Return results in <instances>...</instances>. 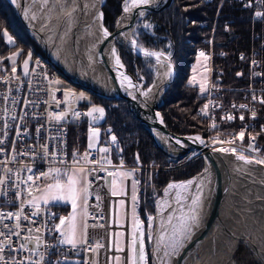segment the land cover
<instances>
[{"label":"built area","instance_id":"2783aa9c","mask_svg":"<svg viewBox=\"0 0 264 264\" xmlns=\"http://www.w3.org/2000/svg\"><path fill=\"white\" fill-rule=\"evenodd\" d=\"M230 2L233 6L246 10V18L249 21V40H247L246 47L238 53L239 62L236 65L234 64L230 70L231 75L239 79V81L238 84L228 83L229 81L226 80L229 75L225 68L215 63L216 55H224L222 49L216 50L214 46L218 10L212 23L211 35L203 37L197 49L198 53L204 52L209 58L210 68V79L205 90L204 105L199 107L197 112L207 118L210 127L214 130L212 135L215 140L234 137L240 144H246L248 149H250V144L255 146V150L250 149L249 154H240L257 158L254 153H261L264 158V142L261 141V136L264 135V102H262L264 101V15L256 16V12L264 13V3H260V0H230ZM201 24H209L208 19H203ZM152 25L154 26V23ZM146 30L155 33L153 28ZM165 51L173 52L172 40L169 41L168 50ZM59 76L58 71L43 57L36 59L31 71L27 74L8 71L0 52V94H2L0 95V128H3L5 123L12 125L11 128L4 129L8 133L6 137L0 135V139L5 140V144L0 145V147L4 148V152L0 153V161H10L6 164H0V178L9 175L6 173V168L13 169L10 174L11 179L8 181V194L0 197V211L17 212L19 210L20 200L15 197V189L13 187L17 180L16 173L19 170L20 178L22 179L26 178L28 174H32L27 172L24 165H30L36 174L45 171L50 166L64 168V165L59 163L50 165L47 160H42L39 156H17L16 160L13 161L12 156L15 153L29 151L33 148L39 153V146L46 144L50 152H57V161L64 160L68 168L81 166L85 169H99L100 165L88 163L87 161L99 160L101 157L107 156L111 160V164H105L106 170H97L86 176V179L91 181V187L87 196L84 225L87 224V246L95 249V251H84L82 249L76 251L71 249L69 245H62L49 258L53 261V264L57 260H62L64 255L67 256L69 262L79 261L80 264H85V262L87 264H114L117 252L116 221L118 208L116 206L117 198L112 195L111 186L107 183L108 169H134L140 168L142 165L129 163L125 159L126 143L115 133L110 124L103 126L101 143L97 148L89 149L86 146L82 151L76 153L78 158L83 157L86 152L90 153L87 160L79 159L78 164H73V154L69 151L70 126L81 122L91 124L101 118L99 113H93V116L97 117L96 120H93V117L85 116L84 113L90 111V106L81 105L77 95L58 82ZM229 92L232 94L229 95ZM4 97H8V99L5 100ZM13 99L16 101L15 104L12 103ZM25 101H30L31 103L26 104ZM57 101L60 103L58 104ZM205 105L208 107L205 108ZM241 105L246 107L241 108ZM5 108L8 110L7 112L3 111ZM61 112H67V116L57 121L55 116ZM74 112H80L81 115L74 118ZM24 113H27V116L22 120L19 117L23 116ZM253 113H255V116H253ZM13 115L17 117L15 121L11 119ZM229 116L232 119H228ZM241 116H243V119L240 118ZM213 124H215V127H212ZM17 126H19L22 133L19 137L16 134ZM37 128L40 129L39 133L36 131ZM109 129H111L110 132L108 131ZM241 132L244 133L243 140H241L239 135ZM112 135L117 138L115 144L111 142ZM213 146L217 149H229V152H232L230 150L233 147L230 145L225 147ZM102 147L110 148V152H99ZM13 148H15V153ZM194 150L181 156L185 159L180 161L179 164L197 156V151ZM199 152L205 157V162L209 166L211 162L207 155L201 151ZM121 160H123V166L120 164ZM43 182V178L36 181L40 187ZM20 187L27 189V185L24 184H21ZM36 192V188L33 187L32 193ZM149 196L152 197L153 193H149ZM22 198L27 200L26 191L22 193ZM39 203L41 208L40 216L32 217L35 223L31 225L28 221H21V223L25 227H31L33 235H35V229L39 227L41 229L40 234L46 239V242L55 245L56 237L59 236V233H49L43 227V222L47 220L49 215L55 213L56 217H54L53 221L48 222V227H52L53 223H58L59 219L57 217L63 216L64 213L60 207H57L52 202H49L48 205H45L43 201ZM49 208L50 212L45 211V209ZM127 208L129 209V200ZM33 211L35 209L25 203L24 214H30ZM126 215L129 220L130 209L129 211L126 210ZM4 223L14 226L16 221L13 219L4 221ZM0 230H4L2 226H0ZM27 235L28 232L22 229L19 239L12 236L8 239L0 237V240H3L4 244L13 242V247L18 248ZM97 243L101 245L98 248ZM34 245L35 241L32 240L28 246L33 247ZM129 246L130 243L127 236L123 243V251H121L124 257V264H126ZM10 253L16 258H23L29 254L23 251L15 253L9 249L5 251L4 256L8 257Z\"/></svg>","mask_w":264,"mask_h":264},{"label":"trees","instance_id":"16d2710c","mask_svg":"<svg viewBox=\"0 0 264 264\" xmlns=\"http://www.w3.org/2000/svg\"><path fill=\"white\" fill-rule=\"evenodd\" d=\"M121 1L106 0L102 7L104 22L112 32H114V21L121 12ZM217 12L214 46L216 50L222 49L224 55H216L215 63L225 68L229 75L226 80L229 81L228 83L238 84L239 79L232 76L230 70L239 62L238 53L246 47L249 40V21L246 18V10L233 6L230 0H172L169 3L159 4L148 13L152 23L155 24L153 28L155 33L145 29L138 31L139 39L154 48L168 50L169 41L173 42L174 75L163 93V103L159 109L167 126L179 134L197 132L207 136L209 131L207 118L197 112V109L204 105L205 92L200 90L199 85L190 81V74L201 39L211 35L212 23ZM203 19H208L209 24L202 25ZM5 32L7 36L4 35ZM8 37H11V42ZM0 52L8 71H12L8 55L13 52H18L19 66L26 57L31 58L30 61L38 57H46L43 47L29 33L10 0H0ZM131 53L129 50L121 52L129 73L136 76L140 71L148 85L153 77L152 64L149 62L151 66H146L140 56L135 57ZM19 66L17 72L21 71ZM62 84L68 87L65 83ZM88 94L87 99H80V104L104 106L105 118L99 124L102 127L107 124L112 125L115 133L126 143L125 159L135 164L138 163L136 157L139 156L142 165L139 168L141 191H145L146 188L148 191L149 189L160 191L171 178L189 177L203 167L201 156L178 167H167L172 163L171 160H181L182 157H172L154 143L126 99L100 96L92 92ZM231 94L229 92V95ZM89 125L88 122H81L70 126L71 154L80 152L87 146ZM261 141L264 142V135L261 136ZM146 197L148 198L147 194ZM55 205L62 208L65 213L70 208L68 203H55ZM140 209L142 210V205Z\"/></svg>","mask_w":264,"mask_h":264},{"label":"bare ground","instance_id":"6f19581e","mask_svg":"<svg viewBox=\"0 0 264 264\" xmlns=\"http://www.w3.org/2000/svg\"><path fill=\"white\" fill-rule=\"evenodd\" d=\"M101 2L52 0L44 13L35 17L32 12L41 5V0L18 1L23 16L30 22L32 34L41 46L45 44L52 61L68 71L70 76L102 91L114 92L120 88L134 91L137 83L132 74L127 75L123 67L116 64V56H119L117 43L112 44L110 35L105 37L103 34V30L109 28L105 22L106 28L103 27L102 20L98 18L103 13ZM128 5L130 11L122 17L127 31L119 29L117 41L120 43L123 42V33L134 36V11L145 6L132 7L131 0H128ZM113 49L116 50L115 55ZM156 68V81L159 84L164 78L165 69L160 61ZM125 76L129 79L125 80ZM219 155L230 182L228 193L233 220L238 221L233 232L250 243L253 253L264 264V165L245 163L237 159L240 154L229 151L219 150ZM214 176L213 166L209 163L200 176L198 185L201 187H197L195 193L202 192V206L196 210L199 224L192 225L180 253L173 255L176 264H225L218 240L221 222ZM126 210L129 211L128 208Z\"/></svg>","mask_w":264,"mask_h":264},{"label":"snow or ice","instance_id":"6c2138e0","mask_svg":"<svg viewBox=\"0 0 264 264\" xmlns=\"http://www.w3.org/2000/svg\"><path fill=\"white\" fill-rule=\"evenodd\" d=\"M13 2H16V0H13ZM151 2V0H131V6L132 7H137L139 5H148ZM45 3H47V0H45ZM260 3H264V0H260ZM124 12H129L130 8L128 5V0H124ZM140 16H143V12L138 13ZM264 13L261 12H256V16H262ZM103 13L99 14L100 19H102ZM34 18V17H33ZM145 29H149L152 27L151 24L145 23L143 25ZM103 34L105 37L109 35L107 29L103 30ZM5 36H7V32L4 33ZM9 42H11V37H8ZM137 43L136 40H132V44L135 46ZM113 55H115L116 50L113 49ZM140 51L143 52V54L146 57H155L157 61L160 60V58L164 55L161 52H153L149 51L147 49L141 48ZM200 56H205L204 52L200 53ZM243 58V57H242ZM116 64L119 65L120 67H123V65L120 62L119 56H116ZM24 68H25V74H27V68H28V61L25 60L24 62ZM13 72L16 71L15 68L12 69ZM239 75V74H238ZM125 80H128L129 78L127 76L124 77ZM203 91V89H202ZM2 95V94H0ZM5 100L8 99V97H4ZM255 99V97H253ZM264 102V101H262ZM13 104L16 103V101L13 99L12 101ZM26 104L31 103L30 101H25ZM59 104L60 102L57 101ZM208 106L205 105V108ZM241 108L246 107L245 105H241ZM4 112H7L8 110L5 108L3 109ZM203 111V110H202ZM93 113H99V117L103 118L105 110L102 107H93L90 111L84 113L85 116H90L93 117V120H96L97 117L93 116ZM51 115V114H50ZM81 115L80 112H74L73 116L79 117ZM27 116V113H24L23 116H20V119H24ZM67 116V112H61L55 116V119L57 121H60L64 119ZM253 116H255V113H253ZM243 119V116L240 117ZM13 121L17 119L16 115H13L11 117ZM228 119H232L231 116L228 117ZM12 125L10 123H5L3 125V128H0V135L7 136L8 133L7 131H4V129L11 128ZM212 127H215V124L212 125ZM37 133L40 132V129H36ZM109 132L111 129L108 130ZM17 136L19 137L22 133L20 131L19 126H17V131H16ZM26 134V133H24ZM241 140H243L244 133L241 132L240 134ZM99 138V129L98 128H92L90 126L89 128V144L88 148L92 149L95 147V144L93 143L94 140H97ZM195 139L200 140V137H196ZM254 139V138H253ZM111 142L115 144L117 142V138L115 135L111 136ZM177 143H180L177 141ZM203 143V141H201ZM5 140L0 139V145H4ZM40 152L37 153L35 148L29 150V151H24L20 153H15V148H13V152L15 153L12 156V160L15 161L17 156H32L36 157L39 156L40 159L42 160H47L50 165H55L56 163H59L61 165H64L63 169V175L67 177V183H64L62 180V170L60 167L56 166H50L48 171L46 172H40L38 174L33 172V168L30 165H24V168L27 170L28 173H32L30 175H27L26 178H20V173L19 170L17 171V180L14 183L13 187L15 189V197L20 200V205H19V210L17 212H3L0 211V226L4 230H0V237L8 239L12 236L17 237L18 239L21 236V230L24 229L28 232V235L24 237L23 242H21L18 246V248L13 247V242H9L7 244H4L3 240H0V264H53V261L49 258L50 255L53 252H57L59 250V246L62 245H69L71 246V249L80 251L81 249L84 251L92 250L95 251V249H92L88 245V241L86 238V229H87V224H85V237L83 239L78 240L77 239V224H76V217H77V207H78V200L81 198V194L83 193L85 204H87V196L89 195V188L91 187V181L86 179L87 174H90L91 172L100 170L104 171L105 169V164L110 165L111 160L107 158V156L101 157L99 160H91L87 161L88 163L92 164H98L100 165L99 169H85L84 167H80L78 170L73 168L72 172L75 173L78 171L81 174L84 175V180H83V187H78L82 183V180L77 177V175L72 174L69 175V168L64 160H59L57 161V152L55 151H49L48 145L43 144L40 145ZM250 149L255 150V146L250 144ZM220 151H229V149H219ZM230 151L236 152L237 150L235 148L231 149ZM243 151V149H241ZM4 152V148L0 147V153ZM99 152L101 153H109L110 148L108 147H102L99 149ZM90 155V153L86 152L83 157L78 158L76 153H73V164H78L79 159H85L87 160V157ZM137 161H139V156L137 155L136 157ZM237 159L244 161L245 163L251 164V163H256V164H262L264 165V158H253L249 159L248 157L244 155H239ZM10 161H0V164H6L9 163ZM121 166H123V160L120 161ZM13 169L12 168H6V173L9 175H6L5 177L0 178V197L6 196L8 194V181L11 179V173ZM130 174V173H128ZM109 175H112L111 172H109ZM116 175L123 176L125 173L123 172H117ZM44 180H49L51 179L52 183H47L43 186L41 189L40 185L36 183V181H39L41 179ZM31 182V183H29ZM138 183L137 181L133 182V186ZM21 184L27 185V189H23L20 187ZM113 184L115 185V180L113 181ZM193 184L192 180L180 183V184H175V183H170L168 187L164 190L165 195H168L169 189H174V188H179V189H185L187 190L188 187H190ZM33 187L36 188L37 191L42 192L41 196H33L32 191ZM198 188L201 186L198 185ZM27 192L29 199L25 200L22 198V193ZM112 195H117V192L115 189L112 192ZM201 196L202 192L200 194H197L191 198V204L193 206H202L201 205ZM99 199V197H97ZM137 199L135 193L133 192L132 195V200L135 202ZM176 202L179 204L181 202V196L180 193L177 192L176 194ZM43 201L45 205H48L50 201L53 202H70L71 207H72V212L68 216H59L57 217L59 219V223H53L52 227H48V222L53 221L54 217H56L55 213H52L51 215L48 216L47 220L43 222V227L47 229L49 233H59V236L56 237V244H50L46 242V239L41 236V229L38 227L35 229V235H33V229L31 227H25L21 221H28L29 224H34L35 220L32 219V217H37L40 216L41 213V208H40V201ZM27 203L30 207L35 209V211L31 212L30 214H24V205ZM123 203V201H121ZM183 207V206H182ZM45 211L50 212L49 209H45ZM192 211L191 216H186L181 212V215L176 217L178 220L177 224H173V219L174 216L172 214L168 215L167 217V222L171 226V237H170V242L165 244L164 249H163V257H161V264H165V258H167V264H171V256L175 255L178 251V249L182 246L183 240L190 234L191 232V223L193 224H199V214L195 211V208L190 209ZM86 214V213H85ZM133 218H134V230H133V235H132V240H131V255L129 257L130 264H148V260L146 257L145 253V232L144 230L140 227L141 221L136 219L135 216V208H133ZM15 219L16 223L14 226L9 225L8 223H4V221H9ZM148 227H152V223L154 221V217L151 215H148ZM67 222V226L65 227ZM103 226V225H101ZM163 227V221L162 225ZM164 235H161L157 239V248L155 249L156 251H160V242L164 240ZM149 239H151V235L149 234ZM34 240L35 245L33 247H29V243ZM137 245L139 248V256L137 260ZM87 246V247H84ZM99 243H97V248L100 247ZM169 248L171 251H169ZM11 250V252L15 253H20V252H28L29 254L27 256H24L23 258H16L15 256H12L11 253L9 254L8 257L4 256L5 251ZM117 251H123V249L117 248ZM63 255V253H61ZM117 261L120 260V257H115ZM55 264H80L79 261L76 262H69L68 258L66 255H64V258L62 260H57ZM87 264V262H85ZM152 264H156L155 261L152 262Z\"/></svg>","mask_w":264,"mask_h":264},{"label":"rangeland","instance_id":"374dc122","mask_svg":"<svg viewBox=\"0 0 264 264\" xmlns=\"http://www.w3.org/2000/svg\"><path fill=\"white\" fill-rule=\"evenodd\" d=\"M10 1L14 4L15 7H16V5H15L16 3L20 5V3H18L19 0L18 1L16 0V2H13V0H10ZM41 2H42L41 5H38L32 12L33 16H35V17L39 16L40 14L42 15L44 13L45 8H47L52 3V0H47V3H45V0H41ZM123 6H124V0L121 1V12L114 21V32L116 31V27L119 24L118 20H119L120 15L122 14ZM16 9H17V7H16ZM17 11H18V9H17ZM18 13H19V11H18ZM20 18H21V16H20ZM21 20H22V18H21ZM145 23H149L152 25V19H151V17L148 16V14L144 17L138 18V20L136 22V30L134 31V37L139 42L141 40L139 39L138 31L145 29L143 27V25ZM154 27H155V24H154V26L152 25V27L149 29H152ZM30 34L33 36L35 41L40 45L37 38L32 33H30ZM117 45L119 47L120 55H121V52L124 50H126V51L129 50L130 53L132 52L131 49L128 48L123 43H120L117 41ZM131 54L134 55L133 52ZM17 55H18V52H13V53L8 55L9 63L11 64L12 69L13 68L16 69L15 72H17V69L19 66V64L17 63ZM121 57H122V55H121ZM36 59L34 61H30L31 58L26 57L23 60V62L20 63L19 67H21V71H18V73H25V68H24L25 60L28 61L27 73H29L31 71L32 66H33L34 62L36 61ZM143 62H145V61H143ZM149 62L152 64V66L149 64ZM145 63H146L145 64L146 66L150 65L153 68L152 70H153V77H154V73H155V69H156L154 62L148 61ZM138 72L140 73V71H138ZM153 77H152V79H153ZM209 79H210L209 58L206 55L200 56V53H198L196 56V59L194 60V62L192 64L190 81L199 85L200 90L202 91V89H203V92H205L206 87L208 86V83H209ZM58 82L61 85H63L62 83H65L66 85H68V88L70 89V91L73 94L77 95L79 101H80V99H87L89 96L88 93L91 92V91L82 89L81 87H77V86L72 85L69 81H67L62 76H59ZM93 107L104 108L103 105L93 104V105H90L89 109L91 110ZM104 110H105V108H104ZM104 118H105V113H104L103 118H101L99 121H96V122L93 121L88 126L87 144H86L87 146L89 144V128H90V126L92 128H98L99 129V138L97 140L93 141V143L95 144L94 148H97L100 145L101 137H102V133H103V127L99 123L102 122L104 120ZM208 125H209V122H208ZM213 132H214V130H212V128L209 125V131L207 132V136H203L200 133L199 134L206 139V141L208 142L209 145L212 144L211 146L217 145L218 147H225L227 145H230V146H233V147H231V149L235 148L237 150L236 152H233V153H237V154H240V153L249 154L248 152L251 151L250 149H248V146L246 144H240L238 142V140L234 137H232L231 139L219 138L218 140H215L213 138V135H212ZM195 133H197V132H195ZM229 142H230V144H228ZM241 149H243V151H241ZM194 151H197V154H196L197 156L191 158V160L198 157V156H201L203 159V167L201 168V170L199 172H197L196 174L191 175L189 177L171 178L162 187V189L160 191L154 190V189H149V191H148L147 188L145 191H141V182H140L141 179H140L139 168H134V169L109 168L108 169L107 183L111 186L112 192L114 189L117 192V195H115L117 198L116 206L118 208V216H117V221H116V224H117L116 250H117V248L123 249V243H124V240L127 238V236H128L129 243H130V246H129V249L127 252L126 264H130L129 257L131 255V240H132V235H133V230H134L133 208H135L136 219H138L139 221L142 222L140 227L145 232V237H144V239H145V253H146L147 260H148V264H152L153 261H155L156 264H161L160 258L163 257L164 246H165V244L170 242V237H171V226L167 222L168 215L172 214L174 216L172 223L177 224L178 220L176 219V217L180 216L181 212L186 216H191L193 213H192V211H190V209L195 208V211H196L197 208L199 207V206H193L191 204V198L196 195L195 193H196L197 186L201 182L200 176L204 172L203 169H206L208 165L205 162V157L199 152V150L195 149ZM202 153L204 154V152H202ZM242 154H240V155H242ZM254 155L257 158H263L261 153H258V154L254 153ZM246 156H248V155H246ZM248 157H250V156H248ZM183 159H185V158L182 157L181 160L180 159L179 160L178 159L177 160H171L172 163L169 164L167 167H178L180 164L184 163L183 162V163L179 164V162L182 161ZM188 161H190V160H188ZM80 167L81 166H75V167L69 168L68 174L69 175H72V174L77 175V177L82 180V183L80 185H78V187L82 188L85 174H81L78 171H76L75 173L72 172L73 168L78 170ZM48 169H46L43 172L48 171ZM63 169L64 168H61V170H62V177L61 178H62L64 183H67V177L63 175ZM109 172H111L112 175H109ZM117 172H123V173H125V175H123V176L116 175ZM128 173H130V174H128ZM28 175H30V174H28ZM114 180H115V185L113 184ZM189 180H193L194 182L190 187L187 188V190L179 189V188L169 189L168 195H165L164 190L168 187V185L170 183L180 184V183H183V182H186ZM134 181L138 182L135 184V186H133ZM52 182H54V181H52L51 179L44 180L43 184L41 185V189L43 188V186L45 184L52 183ZM133 192L135 193V195L137 197L135 202H133V200H132ZM150 192L153 193L152 197L149 196ZM177 192H179L180 196H181V202L179 204L176 202V199H175ZM146 194H147L149 200H147L148 198L146 197ZM32 195L33 196H41L42 192L37 191L36 193H32ZM126 196H128V197L126 198ZM29 198L30 197H28V195H27V199H29ZM128 200H129V209H130L129 220L127 219V215H126V208L128 207ZM121 201H123V203H121ZM50 202H53V201H50ZM61 202H63V201H61ZM66 203H68L71 206L70 202H66ZM77 204H78V207L76 210L77 211V217H76L77 239L80 240L81 220L84 217V209L86 210V204H85L83 193L81 194V198L78 200ZM140 205H142V210L140 209ZM113 207H114V203H113ZM62 211L65 214L64 210H62ZM71 212H72V207H71L70 211L67 213V215H64V216H68ZM148 215H151L155 218L153 223H152L151 228L148 227V219H147ZM162 221H163V227L161 226ZM189 223L191 224V228H192L193 223H191V221H189ZM237 224H238V221L235 219L234 226H237ZM66 226H67V222H66L65 227ZM149 234L151 235V239H149ZM161 235H164L165 238L163 241L160 242V245H159L160 251H156L155 249L157 248V239ZM231 244H232L231 246H232V250H233V257H234V263L235 264H263L262 262H260L257 259L255 254L253 253L251 247L249 246V244L246 241L241 240L238 235H233ZM181 248H182V246L178 249L176 254L180 253ZM169 251H171L170 248H169ZM136 254H137V260H138V256H139L138 245H137V253ZM115 257H120V260L117 261L115 259L114 264H124V257H123V254L121 251H117L115 254ZM138 264H139V261H138ZM165 264H167V258H165ZM171 264H176V261H175L173 255L171 256Z\"/></svg>","mask_w":264,"mask_h":264},{"label":"water","instance_id":"95a60500","mask_svg":"<svg viewBox=\"0 0 264 264\" xmlns=\"http://www.w3.org/2000/svg\"><path fill=\"white\" fill-rule=\"evenodd\" d=\"M106 0H102L101 4L103 6ZM172 0H151L148 5H145L142 8L136 9L134 11V16L132 18L133 26L136 25L138 18L146 16L153 8L162 3H169ZM19 14L28 28L29 32L32 33L30 22L23 16L21 12V5L15 4ZM124 9V6H123ZM122 9V14L118 20V26L116 27V31L112 32L106 28L104 25V12L102 17L103 27H105L112 39V44L117 43V37L119 35V29L121 31L126 32L125 25L122 24V17L125 12ZM143 12L144 15L140 16L138 13ZM132 32V31H130ZM38 40V39H37ZM123 44H125L131 51L134 53L135 57L140 56L142 59H146L149 61H153L156 67L157 63L160 61L165 69L164 78L161 83H157L156 74L157 68L155 69L154 77L152 81L145 85V77L141 73L137 76H133V79L136 81L137 86L134 91L123 90L122 88L116 89L114 92L102 91L91 87L90 85L85 84L81 80H76L72 76L68 74V71L64 70L62 67H59L49 56L48 49L45 44L42 45L45 53L46 59L51 63V65L58 71L60 76L64 77L67 81H69L72 85L81 87L82 89L91 91L92 93L100 96L111 97V98H122L126 99L127 102L131 105V109L135 116L139 119L141 125L149 132L154 143L161 148L166 154L172 157H180L185 155L187 152L198 149L201 152H204L209 158L214 172H215V181H216V197H217V205L220 212V231H219V245L220 250L224 254L225 264H235L232 250V237L233 235H237L233 232L234 230V220L232 215V209L230 206V198H229V179L228 173L225 165L223 164L219 150L214 146L208 144L206 139L199 134L196 133H188V134H179L172 131L166 124L164 116L160 111L159 107L163 103V93L166 88L170 85L173 75H174V64L172 60L173 52L165 51L161 48H154L151 46H147L142 41H138L131 33L124 34L123 33ZM132 40H136L137 43L134 46L132 44ZM39 42V41H38ZM116 47L118 45L116 44ZM141 48L147 49L153 52H161L164 55L160 58L159 61L155 57H146ZM119 50V47H118ZM120 60L123 64V70L128 75L130 74L125 63L122 60L120 55ZM158 84V85H157ZM196 137H200V140L195 139ZM179 141L180 143H177ZM203 141V143H201ZM138 164L140 162L138 161ZM241 240L246 241L244 238L239 237ZM249 246L250 243L246 241ZM251 247V246H250ZM219 250V251H220ZM220 263V262H219ZM221 264V263H220Z\"/></svg>","mask_w":264,"mask_h":264},{"label":"crops","instance_id":"0c3cea01","mask_svg":"<svg viewBox=\"0 0 264 264\" xmlns=\"http://www.w3.org/2000/svg\"><path fill=\"white\" fill-rule=\"evenodd\" d=\"M52 203H60V204H62V203H66V202H52ZM85 208V207H84ZM70 209H71V206H70V208H69V211H70ZM68 211V212H69ZM67 212V213H68ZM67 213H65L64 215H67ZM63 215V216H64ZM84 218H85V209H84V217L82 218V220H81V235H80V239H83L84 238V234H85V225H84ZM58 223H59V221H58Z\"/></svg>","mask_w":264,"mask_h":264},{"label":"flooded vegetation","instance_id":"af4514ba","mask_svg":"<svg viewBox=\"0 0 264 264\" xmlns=\"http://www.w3.org/2000/svg\"><path fill=\"white\" fill-rule=\"evenodd\" d=\"M145 61V60H144ZM145 62H148V61H145Z\"/></svg>","mask_w":264,"mask_h":264}]
</instances>
